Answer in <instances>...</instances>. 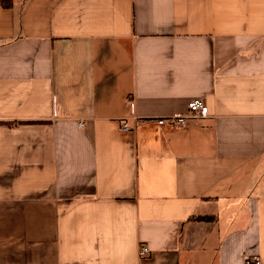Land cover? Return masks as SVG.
I'll list each match as a JSON object with an SVG mask.
<instances>
[{
    "label": "crops",
    "instance_id": "obj_1",
    "mask_svg": "<svg viewBox=\"0 0 264 264\" xmlns=\"http://www.w3.org/2000/svg\"><path fill=\"white\" fill-rule=\"evenodd\" d=\"M195 98L205 117L153 119ZM251 254L264 264V0H0V264Z\"/></svg>",
    "mask_w": 264,
    "mask_h": 264
},
{
    "label": "built area",
    "instance_id": "obj_2",
    "mask_svg": "<svg viewBox=\"0 0 264 264\" xmlns=\"http://www.w3.org/2000/svg\"><path fill=\"white\" fill-rule=\"evenodd\" d=\"M207 105L198 98L191 99L187 103V108L183 114H171L168 116H161L155 119L158 124L168 123L173 126H185L189 119L202 118L207 115ZM141 121L140 119H134V123H128L121 121L120 129L123 131H132L135 129L136 124ZM79 124H81L79 122ZM149 252V249L145 245H141L139 248V256L144 257ZM260 258L256 254L246 255L244 257V264H260Z\"/></svg>",
    "mask_w": 264,
    "mask_h": 264
},
{
    "label": "trees",
    "instance_id": "obj_3",
    "mask_svg": "<svg viewBox=\"0 0 264 264\" xmlns=\"http://www.w3.org/2000/svg\"><path fill=\"white\" fill-rule=\"evenodd\" d=\"M3 3H4V4H6V5H8V4H9V2H8V1H3Z\"/></svg>",
    "mask_w": 264,
    "mask_h": 264
}]
</instances>
